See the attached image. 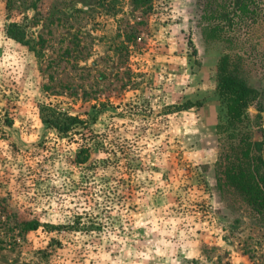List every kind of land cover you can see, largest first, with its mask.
<instances>
[{"label": "rangeland", "instance_id": "374dc122", "mask_svg": "<svg viewBox=\"0 0 264 264\" xmlns=\"http://www.w3.org/2000/svg\"><path fill=\"white\" fill-rule=\"evenodd\" d=\"M225 55L264 91V0H0V264H264V227L216 180ZM41 104L88 127L60 137Z\"/></svg>", "mask_w": 264, "mask_h": 264}, {"label": "trees", "instance_id": "16d2710c", "mask_svg": "<svg viewBox=\"0 0 264 264\" xmlns=\"http://www.w3.org/2000/svg\"><path fill=\"white\" fill-rule=\"evenodd\" d=\"M136 5H143L149 0H131ZM11 37L21 39L18 26L12 23L8 28ZM20 33V32H19ZM19 35V36H18ZM215 88L225 104L224 130L228 131L232 139L219 154L216 161V180L220 189L234 193L245 205L246 209L257 218L259 225L264 227V138L257 140L252 137L245 125L248 122L247 108L256 102L258 113L255 115L261 125L264 110V91L250 86L247 81L229 68L227 55L219 60L216 73ZM198 106L199 102H186L175 106L177 109H187ZM40 118L44 124L54 129L60 137H70L78 127L87 128L88 122L78 114H69L50 104L39 106ZM264 132V128L262 129ZM90 157V146L84 144L76 152V163L84 164ZM102 164H105L104 161ZM83 168H91L83 166ZM93 168V167H92ZM74 216L72 227L88 231L93 228L95 220L91 212H84ZM96 217V216H95ZM28 228H36L37 222L27 223Z\"/></svg>", "mask_w": 264, "mask_h": 264}]
</instances>
